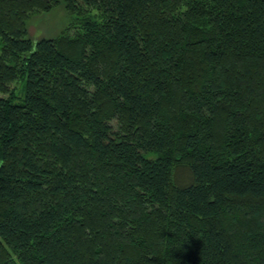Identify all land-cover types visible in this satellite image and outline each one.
<instances>
[{"label":"trees","instance_id":"16d2710c","mask_svg":"<svg viewBox=\"0 0 264 264\" xmlns=\"http://www.w3.org/2000/svg\"><path fill=\"white\" fill-rule=\"evenodd\" d=\"M0 40V264H264V0H0Z\"/></svg>","mask_w":264,"mask_h":264},{"label":"rangeland","instance_id":"374dc122","mask_svg":"<svg viewBox=\"0 0 264 264\" xmlns=\"http://www.w3.org/2000/svg\"><path fill=\"white\" fill-rule=\"evenodd\" d=\"M69 24V16L63 4L49 13L35 14L27 21L29 37L36 41L42 38L57 37ZM1 52V40H0ZM23 87L21 80L18 82Z\"/></svg>","mask_w":264,"mask_h":264}]
</instances>
